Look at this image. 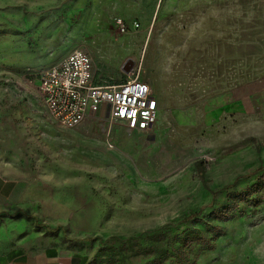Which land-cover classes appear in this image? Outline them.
Masks as SVG:
<instances>
[{
  "label": "rangeland",
  "instance_id": "374dc122",
  "mask_svg": "<svg viewBox=\"0 0 264 264\" xmlns=\"http://www.w3.org/2000/svg\"><path fill=\"white\" fill-rule=\"evenodd\" d=\"M61 46L101 82L147 81L154 127L53 118L38 85ZM0 175L18 186L0 253L60 239L84 264H264V0H0Z\"/></svg>",
  "mask_w": 264,
  "mask_h": 264
},
{
  "label": "built area",
  "instance_id": "2783aa9c",
  "mask_svg": "<svg viewBox=\"0 0 264 264\" xmlns=\"http://www.w3.org/2000/svg\"><path fill=\"white\" fill-rule=\"evenodd\" d=\"M124 31L126 26L122 23ZM43 104L60 124L73 127L102 109L114 123L131 130H150L158 118V101L139 75L121 81H98L91 55L77 47L40 74Z\"/></svg>",
  "mask_w": 264,
  "mask_h": 264
},
{
  "label": "crops",
  "instance_id": "0c3cea01",
  "mask_svg": "<svg viewBox=\"0 0 264 264\" xmlns=\"http://www.w3.org/2000/svg\"><path fill=\"white\" fill-rule=\"evenodd\" d=\"M106 15L107 11L105 10L97 11L90 15L92 26L94 27L98 23L103 24L106 22L104 23V26L107 27L109 23L105 21ZM71 51L69 48L61 46L57 50L56 56H42V58L45 61L47 68H49L55 64H58ZM94 73L96 80H98L95 66ZM17 191L18 186L15 181L6 179L0 175V203L5 199H10ZM82 261L86 262V258H82V256H80L78 253L69 251L67 247H64L60 239L54 240L52 245L48 246L43 252L38 254L30 253L22 245L11 247L8 250L0 253V264H80Z\"/></svg>",
  "mask_w": 264,
  "mask_h": 264
},
{
  "label": "trees",
  "instance_id": "16d2710c",
  "mask_svg": "<svg viewBox=\"0 0 264 264\" xmlns=\"http://www.w3.org/2000/svg\"><path fill=\"white\" fill-rule=\"evenodd\" d=\"M197 167L199 169V172L201 175H204V170H205V162L203 160L197 162ZM205 207H201L200 210L197 212V213H193L191 215L188 216V219H191V218H194L196 217L199 213H201V211L204 209ZM32 217H35L34 215H32ZM231 217V213L229 211H226V212H219L217 215H216V218L218 219H221V220H228L229 218ZM92 240H95L94 237H86V238H83V239H77L75 241H92ZM85 262L82 261L80 264H84Z\"/></svg>",
  "mask_w": 264,
  "mask_h": 264
}]
</instances>
